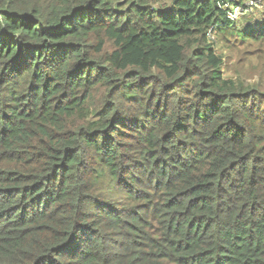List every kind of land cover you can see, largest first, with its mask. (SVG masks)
Returning a JSON list of instances; mask_svg holds the SVG:
<instances>
[{
    "label": "trees",
    "instance_id": "1",
    "mask_svg": "<svg viewBox=\"0 0 264 264\" xmlns=\"http://www.w3.org/2000/svg\"><path fill=\"white\" fill-rule=\"evenodd\" d=\"M227 1L0 0V264H264V86L209 40L264 4Z\"/></svg>",
    "mask_w": 264,
    "mask_h": 264
},
{
    "label": "rangeland",
    "instance_id": "2",
    "mask_svg": "<svg viewBox=\"0 0 264 264\" xmlns=\"http://www.w3.org/2000/svg\"><path fill=\"white\" fill-rule=\"evenodd\" d=\"M262 3H264V0H261ZM261 8L259 7H254L253 12L258 11ZM264 14V9L259 10V12L254 13L253 19L255 21H259ZM245 16H242L240 19H242ZM215 36L211 35L209 39L211 41H215L214 45L219 53H223L225 56V59L227 57H232L234 60H240L244 63H241L240 65H234L233 68H235L237 71H242L246 77V80L243 83H249V84H256L259 85L260 87L264 86V77L260 76L256 71H254L252 68H260V62L257 59L259 55L264 54V46L262 47H256V46H251V48H246L244 43L242 45L236 44L233 41H230L229 47H225L224 41L222 38H214ZM243 58L245 61H243ZM261 60L264 61L263 58L259 57ZM227 64H223L222 68L225 70ZM231 67V66H230ZM232 68V70H233ZM261 70V68H260ZM262 72V70H261Z\"/></svg>",
    "mask_w": 264,
    "mask_h": 264
},
{
    "label": "built area",
    "instance_id": "3",
    "mask_svg": "<svg viewBox=\"0 0 264 264\" xmlns=\"http://www.w3.org/2000/svg\"><path fill=\"white\" fill-rule=\"evenodd\" d=\"M225 4L224 9L228 18L234 19L241 14H249L253 12L254 7L262 4L261 0H229Z\"/></svg>",
    "mask_w": 264,
    "mask_h": 264
},
{
    "label": "clouds",
    "instance_id": "4",
    "mask_svg": "<svg viewBox=\"0 0 264 264\" xmlns=\"http://www.w3.org/2000/svg\"><path fill=\"white\" fill-rule=\"evenodd\" d=\"M228 2H230V1L228 0L225 4H227ZM225 4L222 6L223 9H224ZM263 4H264V3H262L261 5L263 6ZM224 12H225V9H224ZM251 13H252V12H251ZM249 14H250V13H249ZM249 14H241V15L237 16V17L234 18V19L228 18V17L226 16V13H225V16H226V18L229 19L230 21H236V20H238L239 18H241L242 16L249 15ZM211 35H212V34H210L209 37H211ZM209 40H210V39H209ZM210 41H211V40H210Z\"/></svg>",
    "mask_w": 264,
    "mask_h": 264
}]
</instances>
